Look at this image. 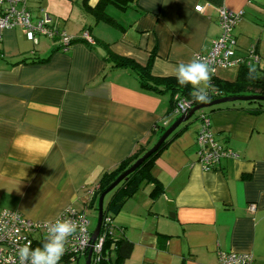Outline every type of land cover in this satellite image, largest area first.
Here are the masks:
<instances>
[{"label":"crops","instance_id":"0c3cea01","mask_svg":"<svg viewBox=\"0 0 264 264\" xmlns=\"http://www.w3.org/2000/svg\"><path fill=\"white\" fill-rule=\"evenodd\" d=\"M98 0H27L32 21L42 8L51 25L73 37L87 30L95 43L25 38L22 27L0 40V211L32 220L66 208L97 212L99 181L139 147L148 149L179 116L168 93L143 89L126 68H111L107 51L175 77L174 68L204 51L219 33L217 8L241 10L234 27L238 53L254 46L264 71V0H133L96 20ZM203 5L198 11L194 7ZM34 58L35 61H31ZM218 69L213 77L233 80ZM212 79V80H213ZM221 103L205 110L215 138L236 153L205 170L197 162L193 122L156 155L148 182L111 217L115 238L133 246L126 264H215L218 250L251 253L264 264V110ZM88 189H94L91 195ZM108 195L104 197L106 201ZM87 212V213H86ZM88 216V215H87ZM78 262V261H77Z\"/></svg>","mask_w":264,"mask_h":264},{"label":"built area","instance_id":"2783aa9c","mask_svg":"<svg viewBox=\"0 0 264 264\" xmlns=\"http://www.w3.org/2000/svg\"><path fill=\"white\" fill-rule=\"evenodd\" d=\"M26 3L27 0H0V40L4 30L19 26L25 30V38L28 41L37 43L39 36L55 39L58 41V48L61 51H67L72 44L73 36L63 29L52 26L50 16L42 8L39 9V16L36 20L32 21ZM194 9L200 11L203 5H196ZM241 15V10L233 11L224 6L218 7V35L211 40L207 49L197 51L193 55L209 64L213 70L212 79L218 69L239 68L243 65L250 66L259 63L260 58L254 46L242 53L237 52L233 30ZM81 37L90 44L94 43L87 30L81 32ZM208 92L213 95L219 93L214 89H209ZM174 98L176 100L174 112L177 115L186 113L192 106L190 101L177 94ZM198 117L199 128L195 135V146L197 162L201 167L205 170L213 169L222 158L235 157L236 153L215 138L208 114L200 111ZM87 192L92 195L94 189H88ZM57 218H69L77 221L81 226L77 233L69 238L65 246L66 251L59 264H76L80 257L85 259L89 248L92 250L90 263L95 264L100 258L105 235L112 231L111 218L109 216L104 218L103 231L101 234L99 231L92 242L90 238L93 229L90 228L88 216L85 212L73 208L64 209L56 218L50 220H32L16 210H1L0 264H19L18 248L25 244H30L32 248L41 246L45 236L44 222L54 221ZM215 264H255V262L251 253L218 250Z\"/></svg>","mask_w":264,"mask_h":264},{"label":"trees","instance_id":"16d2710c","mask_svg":"<svg viewBox=\"0 0 264 264\" xmlns=\"http://www.w3.org/2000/svg\"><path fill=\"white\" fill-rule=\"evenodd\" d=\"M132 1L133 0H98L96 6L92 8V11L96 20L103 21L110 25H116V22L104 12L105 7L109 4H112L119 9H126ZM76 41L88 43L83 37H81V34L78 37H73L71 42L74 43ZM88 44L92 45L90 43ZM152 57L153 56L151 54L148 62L145 65H140L129 57L116 55L110 51H107L105 55V59L110 63L111 68H126L130 70L135 75L141 88L153 91L155 93H168L170 95L168 106L169 113L174 111L176 105L174 95L176 94L177 96L190 101L192 105L199 104L194 102L191 96L192 88L190 85L180 86L176 77H157L151 75L150 62ZM31 61H35L34 58H32ZM257 65H243L239 67L233 80H220L218 78H214L211 82L212 85L210 89L217 90L219 93L217 95H213L208 92V101L220 96L250 94L264 95V71L259 70ZM239 102L241 101H233L229 103L234 104ZM245 103L256 104L252 108V112L254 113L264 110V101L249 100L245 101ZM218 105L211 106V108L219 107ZM189 120L190 118L185 121V124L189 122ZM164 130L165 128L162 127L158 133V136H160ZM180 130L181 128L178 130L176 128L160 144L156 151L150 154L133 172L124 177L112 190L106 194V196L108 195V198L103 203V219L100 225V234L103 231L104 218L107 216L111 218L113 215L117 214L123 206L125 200L131 197L144 184L148 182L154 184L150 191L151 197L157 196L162 191L160 183L153 177L151 173L153 162L156 155L175 135L178 134ZM144 151H146V149H144L143 146L139 147L131 156L122 160L113 170L105 172L100 178L98 191L95 196H93L94 199L92 202L98 198V195L101 193V191H103L121 172H123L139 156H141ZM94 206V209L96 210V205ZM113 229L114 228L112 225L111 233L105 235L100 251V258L95 264H126L125 261L130 256L133 244L126 238H115Z\"/></svg>","mask_w":264,"mask_h":264},{"label":"clouds","instance_id":"9594fccd","mask_svg":"<svg viewBox=\"0 0 264 264\" xmlns=\"http://www.w3.org/2000/svg\"><path fill=\"white\" fill-rule=\"evenodd\" d=\"M213 70L206 62L193 57L189 62L179 63L174 68V75L180 86H191L194 102L208 101ZM45 236L41 246L32 248L30 244L20 246L17 250L19 264H59L66 251L70 237L81 228L77 221L69 218H57L45 221Z\"/></svg>","mask_w":264,"mask_h":264},{"label":"water","instance_id":"95a60500","mask_svg":"<svg viewBox=\"0 0 264 264\" xmlns=\"http://www.w3.org/2000/svg\"><path fill=\"white\" fill-rule=\"evenodd\" d=\"M249 100H261L264 101V95L259 94H250V95H234V96H220L216 97L205 103H199L192 105L186 113L180 114L157 138V140L150 146L141 156H139L129 167H127L123 172H121L101 193L98 195L97 199V216L94 228L91 233V241L93 242L100 230V225L103 216V200L105 195L112 190L124 177L129 173L133 172L150 154L157 150L160 144L181 124L187 121L196 111L208 108L214 105H218L226 102L233 101H249ZM91 248L88 249V252L84 259V264H90L91 258Z\"/></svg>","mask_w":264,"mask_h":264},{"label":"rangeland","instance_id":"374dc122","mask_svg":"<svg viewBox=\"0 0 264 264\" xmlns=\"http://www.w3.org/2000/svg\"><path fill=\"white\" fill-rule=\"evenodd\" d=\"M227 75L230 76L231 78L235 76V69H230V70H227L226 71ZM244 102V101H243ZM209 108L211 107H208V108H204V109H201V110H198L196 111L191 117H190V120L189 122H193L196 115L199 114L200 111H205V110H208ZM87 213V212H86ZM88 215V219L90 221V228H93L94 225H95V222H96V216H97V212L95 210H90L88 211L87 213ZM76 264H84V258L83 257H80L78 262Z\"/></svg>","mask_w":264,"mask_h":264}]
</instances>
